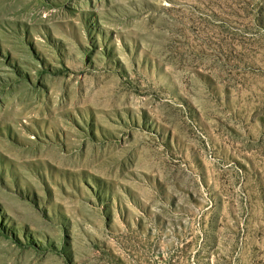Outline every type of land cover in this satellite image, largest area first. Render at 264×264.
<instances>
[{
    "label": "rangeland",
    "instance_id": "374dc122",
    "mask_svg": "<svg viewBox=\"0 0 264 264\" xmlns=\"http://www.w3.org/2000/svg\"><path fill=\"white\" fill-rule=\"evenodd\" d=\"M0 264H264V0H0Z\"/></svg>",
    "mask_w": 264,
    "mask_h": 264
}]
</instances>
